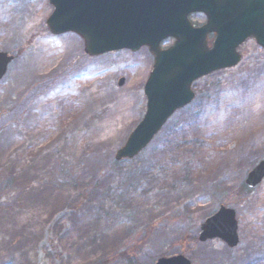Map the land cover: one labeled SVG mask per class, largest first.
Listing matches in <instances>:
<instances>
[{"label":"rangeland","instance_id":"rangeland-1","mask_svg":"<svg viewBox=\"0 0 264 264\" xmlns=\"http://www.w3.org/2000/svg\"><path fill=\"white\" fill-rule=\"evenodd\" d=\"M53 11L49 0H0V52L15 56L0 80V184L11 179L0 264H154L180 254L192 264H264V181L237 194L264 153V49L250 39L237 66L197 80L194 101L115 173L107 166L145 114L154 58L147 47L91 57L75 33L49 30ZM41 45L59 57L53 66L38 58ZM193 113L185 142L200 156L168 135ZM63 161L77 188L53 184ZM223 204L239 220L230 252L221 239H198Z\"/></svg>","mask_w":264,"mask_h":264},{"label":"water","instance_id":"water-1","mask_svg":"<svg viewBox=\"0 0 264 264\" xmlns=\"http://www.w3.org/2000/svg\"><path fill=\"white\" fill-rule=\"evenodd\" d=\"M54 11L47 19L55 35L75 33L90 56L148 47L154 57L144 93L142 120L116 152L117 161L139 155L170 117L195 98L192 85L213 72L239 64L237 49L255 38L264 48V0H50ZM202 13L207 21L195 27L190 15ZM216 34L212 48L207 36ZM174 38L168 48L162 42ZM15 56L0 52V80ZM123 81L120 82L122 84ZM264 179V158L245 179L249 188ZM221 239L229 248L240 243L239 221L234 209L220 206L201 226L200 242ZM155 264H192L184 255L161 257Z\"/></svg>","mask_w":264,"mask_h":264},{"label":"trees","instance_id":"trees-1","mask_svg":"<svg viewBox=\"0 0 264 264\" xmlns=\"http://www.w3.org/2000/svg\"><path fill=\"white\" fill-rule=\"evenodd\" d=\"M44 85L41 83L39 84V87L36 88L35 90V94L38 95L42 89H43ZM199 118V115L193 113L189 116L188 120L186 121V123L183 125V129L181 130H174L171 129L168 132L169 135V140L170 141H176V145L177 148L181 149L184 148L186 149L188 152H192L194 154H199V149H197L195 144H189L185 142V139H187V137L189 136L188 134V129H192V127L194 124H196L197 120ZM264 157V153L260 156L259 161ZM256 161L253 164V167L259 162ZM123 161H116L115 158H112L107 166L109 171H114L116 172H121V165H122ZM55 176L53 177V184L60 187V188H65V187H76L78 182L80 181V177L77 174V172H75L74 167L66 162H59L57 163L56 166V170H55ZM11 186V179L5 180L0 184V198H4L5 196V192L10 188ZM96 186L93 187L92 191H94V188ZM77 188V187H76ZM251 189H249L245 184L241 185L238 189H237V194L244 196L247 192H250ZM194 241H197L196 238H193ZM227 252H230L231 249L226 248ZM204 261V260H203ZM205 264H218L221 263L218 260H213L210 256H207L205 258Z\"/></svg>","mask_w":264,"mask_h":264},{"label":"bare ground","instance_id":"bare-ground-1","mask_svg":"<svg viewBox=\"0 0 264 264\" xmlns=\"http://www.w3.org/2000/svg\"><path fill=\"white\" fill-rule=\"evenodd\" d=\"M49 50L50 49L47 46L41 45L39 48L38 58L40 59V57H41V61L48 63L50 66H53V64H55L57 62L59 57L55 58V57H53V55L51 53L48 54ZM86 89L84 91H86ZM88 93H89V95H92L93 92H91L89 89ZM106 97L107 96L104 95L103 98H106Z\"/></svg>","mask_w":264,"mask_h":264},{"label":"flooded vegetation","instance_id":"flooded-vegetation-1","mask_svg":"<svg viewBox=\"0 0 264 264\" xmlns=\"http://www.w3.org/2000/svg\"><path fill=\"white\" fill-rule=\"evenodd\" d=\"M204 16V15H203ZM205 17V16H204ZM205 20H206V17H205ZM203 23L199 24V23H194L195 26H201ZM216 34L212 33V34H209L208 37H207V41H208V45L209 47H212V45L214 44L215 42V39H216ZM239 53L241 56L242 55V52L239 50Z\"/></svg>","mask_w":264,"mask_h":264}]
</instances>
